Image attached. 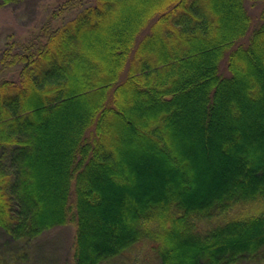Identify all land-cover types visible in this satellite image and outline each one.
<instances>
[{
	"label": "trees",
	"instance_id": "trees-1",
	"mask_svg": "<svg viewBox=\"0 0 264 264\" xmlns=\"http://www.w3.org/2000/svg\"><path fill=\"white\" fill-rule=\"evenodd\" d=\"M74 2L1 51L0 264L69 225L73 264L264 257V0H95L55 28Z\"/></svg>",
	"mask_w": 264,
	"mask_h": 264
},
{
	"label": "rangeland",
	"instance_id": "rangeland-1",
	"mask_svg": "<svg viewBox=\"0 0 264 264\" xmlns=\"http://www.w3.org/2000/svg\"><path fill=\"white\" fill-rule=\"evenodd\" d=\"M67 0H25L21 3H15L8 6H0V55L1 51L5 49L7 44L12 41H17L20 44H28L29 41L39 32L41 27L49 22L52 13L58 10ZM72 8L64 13L63 16L53 21L55 28L62 25L63 22L73 18L83 7H87L95 2V0H74ZM225 10L227 5L222 6ZM71 8V7H69ZM247 9L253 20V28H257L262 21L264 14V2L262 3H247ZM127 22V21H126ZM125 22V23H126ZM119 32V31H118ZM118 32L112 34V36H118ZM222 71L225 68H221ZM18 71L15 69L7 70L0 74V81L3 79H12L16 77ZM71 124H73L71 122ZM66 128L60 130V138L65 139ZM59 138V139H60ZM64 140L60 142L59 147L49 153L53 156V153L60 150L64 145ZM53 164V162H52ZM47 172L45 174L48 180L54 182L51 178V163L47 164ZM60 165V161L54 164L52 168H56ZM145 171V167L140 165ZM210 170V169H209ZM212 170H210L211 172ZM217 176H221L222 169L213 170ZM57 172V171H56ZM213 172V173H214ZM53 195H59V193H52ZM48 196V195H47ZM49 198V196H48ZM254 208V207H253ZM240 210L239 208L236 210ZM211 224V223H210ZM209 224L202 223L199 229L203 230ZM75 239L74 226L69 225L65 227H57L44 233L41 237L35 240L32 245L27 246L24 253H19L23 258L20 264H73V243ZM5 242V238L0 240ZM157 241L153 239H145L141 243L137 244L134 248L128 251L124 256L117 260L104 262L103 264H158L156 256ZM3 250V249H2ZM19 252V251H18ZM16 254L14 249H10L6 253V258L12 259L13 255ZM242 264H264V257H260Z\"/></svg>",
	"mask_w": 264,
	"mask_h": 264
}]
</instances>
